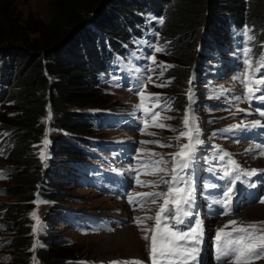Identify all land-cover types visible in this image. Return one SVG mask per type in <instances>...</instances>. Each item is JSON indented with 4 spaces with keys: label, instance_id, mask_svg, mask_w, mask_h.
Listing matches in <instances>:
<instances>
[{
    "label": "trees",
    "instance_id": "1",
    "mask_svg": "<svg viewBox=\"0 0 264 264\" xmlns=\"http://www.w3.org/2000/svg\"><path fill=\"white\" fill-rule=\"evenodd\" d=\"M100 5V0H50L46 21H21L15 0H0V155L11 164L0 172L8 179L4 183H10L0 186V196L9 201V220L0 222L1 236L7 238L0 241V264H64L79 258L74 244L54 250L34 247L30 201L36 193L56 201L62 181L55 178L64 171L54 168L46 176L34 150L47 128L65 131L64 141L52 147L53 167L59 158L71 162L93 145L85 137L95 136L92 120L115 105L101 97V77L109 67H119L135 47L127 36L140 38L136 20L145 16L139 15L157 14L163 20L155 28V42L162 49L155 72L159 66L156 74L165 77L157 91L172 122L186 107V69L192 63L206 81L220 53L230 52L241 39L249 42L253 54L264 50V0H106L84 22V13ZM165 63L171 67H163ZM73 142L78 149L70 147ZM56 216L57 222L62 220Z\"/></svg>",
    "mask_w": 264,
    "mask_h": 264
},
{
    "label": "rangeland",
    "instance_id": "2",
    "mask_svg": "<svg viewBox=\"0 0 264 264\" xmlns=\"http://www.w3.org/2000/svg\"><path fill=\"white\" fill-rule=\"evenodd\" d=\"M49 1L50 0H15L17 12L21 16L20 20H26L28 17L29 20L46 21L49 17ZM100 1L102 5L94 8L92 13H84V22H88L93 18L95 13L106 4V0ZM122 11L126 10L122 9L121 12ZM139 16L145 17L142 19H132H137L138 26L141 28L142 32L139 36L140 38L135 39V37L133 38L131 36L132 34L127 36V33L130 31L126 33L129 44L133 43V45H135L131 51L142 63V65L138 64L139 67H137V65L135 66L136 71H140V77L137 78L136 85L130 83L133 88H140V91L137 93L138 96L135 97L136 95L133 96L129 92L120 89L122 87L118 85L112 86L104 77H101L105 82L104 84L102 83L99 90L101 92V97L107 100L108 104H115L108 109L107 112H114L116 114L128 113L129 116L139 119L143 126L140 130H137L132 127L129 121H125L117 126V130H114L112 127L102 128L100 130L92 129L95 140L98 142L108 141L114 144L125 143L129 145V152L135 153L139 157L146 159L147 165H144L145 170L140 177L149 185L148 187L154 188V181L158 179L157 177L165 174V172L154 173L152 169L156 167V165L152 162L159 160L162 156L168 163L160 164L159 167L168 168L170 166V163L173 161L169 154L179 151L180 145L189 142L188 136H183L179 139H176V137L179 136L180 131L187 132L189 128L192 127V117L194 116L195 124L199 128V139L202 141V143L196 145V151H200L204 145L207 144L208 147H211L210 149H213L211 145L216 144L219 146L220 150L235 154L236 160L241 167L249 170L257 167L263 168L264 156H261L260 152L264 151V149L244 143L235 135L236 133L229 131L235 127L236 123L241 122V118L237 117L235 113L242 112L241 109H244L246 104L243 99V79H245V77L241 75L246 70L243 63L246 58L244 56V50H234V52L232 51L231 53L227 51L220 53L218 62L212 63L214 65L210 66L206 74V81L202 79V72L197 71L196 63H192V65L186 69L188 74V80L186 84H184V88L187 89L185 91L186 107L179 120L172 122L171 113L164 109L160 110V107L156 106L165 100L164 96L160 95L161 93L159 94V91H157L159 88H162L165 77L159 73L156 74V72L160 70L159 66L155 72V66L159 63V59L158 51H156L158 42H155L154 34L156 25L160 22V17L157 16V14ZM130 24L133 25V22L131 21ZM105 31H108V29H105ZM115 32L117 33V31ZM133 32H136V29L133 30ZM153 57L155 58L154 60L152 59ZM227 58L228 60L226 62H228V65L224 63ZM234 60L233 69L229 71L232 67L229 66V61L232 62ZM133 62L134 61L130 59L129 64L132 66L134 65ZM146 66L151 68V70L144 72L143 68ZM162 66L171 67V64L165 63L162 64ZM255 74L254 72V76ZM237 76H240V79H234V77ZM140 92H143L145 97L144 107L150 109L147 114L144 112L143 108L137 107V105L141 104ZM237 97L240 99H236ZM189 105H191L190 110ZM2 111H4V105L0 103V112ZM156 112H158L159 115L154 122L152 120V115ZM186 113L189 116V124L187 127L183 124ZM157 124H163L165 127H157ZM64 132L65 131L60 128H47L43 139L36 145V150H34L40 157L41 168L46 176L52 174L51 170L54 168H61L64 170L63 172L60 171L61 174L58 175V179L55 178V180L62 181L59 182L62 191L59 196H57L56 201L45 196L35 197V199L30 201V216L28 221H30L32 231L34 226L36 227V231H33L34 241L36 240L34 243L35 247H51L54 250L58 246H63L64 244H74L79 248L74 256L80 259H88L90 262H99L102 260L107 263H112L113 261H127L132 259L130 257H135L137 254L140 255V258L144 257L148 245V242L142 239L145 233L141 230L142 227H138L131 222L123 224L121 226L122 228L119 227L110 232L99 234L80 233L73 230L70 224L56 221V215H58L63 208L67 209L72 207L97 214H116L122 216H127L128 214L122 207L121 202L106 199L87 186H83L79 182L70 181L68 173L65 171L68 169L66 165L68 166L69 160H71L70 158L67 164L64 165V168L60 167V165L64 164V157L59 158L60 162H57V165L53 167L55 159L54 154H52V147L64 141L62 137L64 136ZM230 135L235 137L237 141L235 139L233 140ZM85 137L89 140L92 136L87 137L86 135ZM79 138L82 139L80 135ZM45 140L48 141L47 144L44 143ZM144 141H159V143H143ZM70 147L78 149L79 146L73 142V144H70ZM96 150L97 148H95L94 152H96ZM153 153H159L160 156L153 155ZM83 156L84 155H79L78 158H76L77 160L83 159V164H87V161L94 162L90 159L95 160L97 157L96 154L92 156L87 155L85 156L87 160L83 158ZM88 164H90V162ZM9 165L11 164L5 162L4 158L0 155V172L8 168ZM0 179V186L2 183L7 186L10 185V183H4L8 180L7 178L4 179L0 176ZM46 181L50 186V179ZM141 190L142 189H138L136 192H141ZM6 202H9L8 199L0 196V222H3L2 220L8 222L9 220L7 219L8 217H6ZM33 212L36 214V219L31 215ZM68 213V211H65L62 216L66 217ZM235 216H237L235 220L240 222L264 221V203H255L249 207H245L241 211H238ZM70 220L73 221V218H70ZM150 222L151 226H148V229H151L155 223L154 221ZM212 225H214L213 222L211 223V226ZM1 235L0 232V241L7 239L5 237L3 238L4 235ZM44 235L49 237L47 242H41V237ZM148 235L151 236V232H148ZM1 255L2 253L0 250V257ZM34 264L39 263L35 260ZM250 264H264V258L250 261Z\"/></svg>",
    "mask_w": 264,
    "mask_h": 264
},
{
    "label": "snow or ice",
    "instance_id": "3",
    "mask_svg": "<svg viewBox=\"0 0 264 264\" xmlns=\"http://www.w3.org/2000/svg\"><path fill=\"white\" fill-rule=\"evenodd\" d=\"M163 23V20L160 21ZM249 40H252V36H248ZM156 51H162L157 48ZM250 48L244 49V56L246 57L243 61L245 65V72L242 73L245 77L243 83L247 88V96L251 99L255 92L261 91L260 86L264 85V75L254 76L255 73H264V56L257 61H252L248 57L251 53ZM155 59L154 57L152 58ZM253 64L255 68L253 69ZM162 74V73H161ZM150 79V78H149ZM234 79H240V76L234 77ZM256 87L253 88L252 85ZM162 86V85H161ZM141 104L137 105L138 108H143L147 114L150 109L144 107V94L140 92ZM236 99H240L237 97ZM258 99L264 100V95L258 97ZM191 100V95H190ZM157 107L159 105H156ZM191 105H189L190 110ZM241 111H244L241 109ZM264 116V112L260 113ZM158 112L152 115V120L155 122ZM192 127L187 132L180 131L179 139L183 136H188L189 142L179 146V151L169 154L172 157L173 165L171 168L170 179L166 180L164 177L160 178L161 183L168 184L167 192L157 193H136L134 196L129 195V203H135L140 197L145 196H156L162 197L163 203L159 206V210L154 216L136 217L135 222L137 225H143L145 220H154V226L151 229L142 228L141 230L145 233L142 237L146 242L149 243V258L151 264H202V242L204 236L203 222L199 219H195L194 223H191L187 228H182L181 225L186 224V219L192 217L193 213L190 210H186L187 206L191 208V204L194 200V189L191 186L185 176L180 175L185 169L190 168L194 159L196 151V145L202 143L199 139V128L195 124V117H192ZM146 123V122H145ZM183 124L185 127L189 124V116L186 113L184 116ZM253 126L261 125L260 121H253ZM157 127H165L163 124H157ZM48 143L47 140L44 141ZM143 143H159V141H144ZM258 148H264V144L257 145ZM43 155V153H42ZM153 155L160 156L159 153H153ZM228 153H224L219 158L223 160ZM261 156H264V151L260 152ZM156 167L152 169L155 172H165L168 174L167 168L159 167L160 164H167L168 162L161 156L159 160L152 162ZM228 165L223 172V178L230 177L232 172L239 169V164L232 159H229ZM136 171V183H144L139 179L140 172ZM257 170L252 169L246 171L244 174L252 176L257 173ZM239 180L240 177H235ZM151 183V182H149ZM184 184L186 187L180 188L175 185ZM234 184V181H233ZM216 187V185H211ZM234 194V187H227L223 192V199L216 201V203L222 204L225 210V214L231 211L232 199ZM153 203L156 201L153 200ZM261 203H264V198H261ZM143 208V205H140ZM34 219H36L35 212L31 213ZM231 225V231H225V228ZM33 231H36L34 226ZM151 232V236L148 235ZM35 247V245H34ZM214 251L215 260L217 264H250L253 259L264 258V221H252V222H240L235 219L229 220L227 224L216 230L214 240ZM112 264H143V261L133 258L131 260L117 262L113 261Z\"/></svg>",
    "mask_w": 264,
    "mask_h": 264
},
{
    "label": "bare ground",
    "instance_id": "4",
    "mask_svg": "<svg viewBox=\"0 0 264 264\" xmlns=\"http://www.w3.org/2000/svg\"><path fill=\"white\" fill-rule=\"evenodd\" d=\"M251 206V205H250ZM249 207V206H248ZM236 217L237 216H233L231 219H229V220H232V219H236ZM76 218V220H80V217H75ZM122 228V227H121ZM100 234V233H99ZM130 258H136V259H140V255L139 254H137L135 257H130ZM102 261H104V260H102ZM120 262H122V261H120Z\"/></svg>",
    "mask_w": 264,
    "mask_h": 264
}]
</instances>
